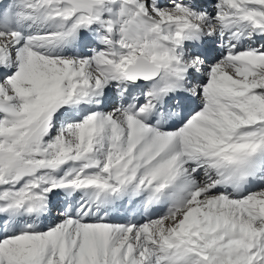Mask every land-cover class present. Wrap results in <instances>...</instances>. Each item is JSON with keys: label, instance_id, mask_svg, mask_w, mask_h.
<instances>
[{"label": "snow or ice", "instance_id": "obj_1", "mask_svg": "<svg viewBox=\"0 0 264 264\" xmlns=\"http://www.w3.org/2000/svg\"><path fill=\"white\" fill-rule=\"evenodd\" d=\"M0 264H264V0H0Z\"/></svg>", "mask_w": 264, "mask_h": 264}, {"label": "bare ground", "instance_id": "obj_2", "mask_svg": "<svg viewBox=\"0 0 264 264\" xmlns=\"http://www.w3.org/2000/svg\"><path fill=\"white\" fill-rule=\"evenodd\" d=\"M123 215V213H121V216ZM45 223H47V221H45Z\"/></svg>", "mask_w": 264, "mask_h": 264}]
</instances>
